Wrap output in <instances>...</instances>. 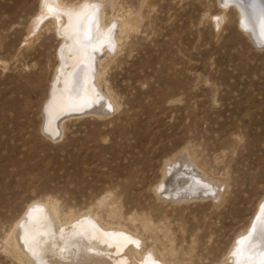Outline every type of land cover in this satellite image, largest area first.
<instances>
[{
    "label": "rangeland",
    "instance_id": "rangeland-1",
    "mask_svg": "<svg viewBox=\"0 0 264 264\" xmlns=\"http://www.w3.org/2000/svg\"><path fill=\"white\" fill-rule=\"evenodd\" d=\"M94 1L117 25L95 73L108 112L53 133L44 106L63 35L42 0H0V264H34L10 240L32 204L136 234L159 264H230L264 197V48L223 0H60ZM185 150L219 196L165 187Z\"/></svg>",
    "mask_w": 264,
    "mask_h": 264
},
{
    "label": "bare ground",
    "instance_id": "bare-ground-1",
    "mask_svg": "<svg viewBox=\"0 0 264 264\" xmlns=\"http://www.w3.org/2000/svg\"><path fill=\"white\" fill-rule=\"evenodd\" d=\"M223 2L236 7L241 27L254 44L264 41V0ZM41 7L44 13L53 16L58 32L63 35V46L58 54L63 64L56 71L54 86L44 106L46 128L60 133L56 123L63 117L86 113L99 116L108 112L104 104L106 98L99 90L95 73L99 63L116 47L117 25L115 21L107 27L104 25L103 5L99 1L64 6L60 0H42ZM188 158L190 154L185 150L169 160L165 187L177 189L192 183L209 184L207 175L205 178L196 169L193 171L190 168ZM188 175L191 179L186 178ZM206 187L219 196L221 191L217 185ZM202 193L199 191L193 195ZM165 196L178 200L175 194ZM48 209L40 204H32L15 225L10 240L28 262L159 264L160 260L156 261L154 252L144 251L143 239L137 238L136 234H126L107 224L102 225L90 213L62 222ZM256 211L246 234L238 236L228 255L230 264H264V197Z\"/></svg>",
    "mask_w": 264,
    "mask_h": 264
},
{
    "label": "water",
    "instance_id": "water-1",
    "mask_svg": "<svg viewBox=\"0 0 264 264\" xmlns=\"http://www.w3.org/2000/svg\"><path fill=\"white\" fill-rule=\"evenodd\" d=\"M253 36H254V35H253ZM255 44H256L255 46H256L257 48H264V41H262V40H261L260 42L258 41V42L255 43Z\"/></svg>",
    "mask_w": 264,
    "mask_h": 264
}]
</instances>
